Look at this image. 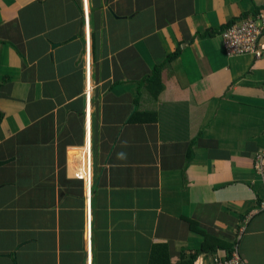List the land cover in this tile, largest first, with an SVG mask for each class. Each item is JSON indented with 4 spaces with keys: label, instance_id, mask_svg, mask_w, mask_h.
<instances>
[{
    "label": "crops",
    "instance_id": "crops-1",
    "mask_svg": "<svg viewBox=\"0 0 264 264\" xmlns=\"http://www.w3.org/2000/svg\"><path fill=\"white\" fill-rule=\"evenodd\" d=\"M259 13L0 0V264H264V54L222 39Z\"/></svg>",
    "mask_w": 264,
    "mask_h": 264
},
{
    "label": "built area",
    "instance_id": "built-area-1",
    "mask_svg": "<svg viewBox=\"0 0 264 264\" xmlns=\"http://www.w3.org/2000/svg\"><path fill=\"white\" fill-rule=\"evenodd\" d=\"M263 34L264 14L262 13L232 23L222 32L226 54L230 57L252 55L256 59L261 58L264 54V43L261 41ZM86 47L88 48V35H86ZM254 167L264 181V150L255 155ZM261 205L264 206V202ZM238 261V258L223 262L216 260L214 264H237Z\"/></svg>",
    "mask_w": 264,
    "mask_h": 264
},
{
    "label": "trees",
    "instance_id": "trees-1",
    "mask_svg": "<svg viewBox=\"0 0 264 264\" xmlns=\"http://www.w3.org/2000/svg\"><path fill=\"white\" fill-rule=\"evenodd\" d=\"M159 68H160V66L157 69L158 71H159ZM157 70H156L155 74L153 73L152 76L149 77L151 81H153V79L156 77V75L158 76ZM204 248L206 250V246L205 245H204ZM194 259H195V256L193 255L190 258L186 259V260H182V262L180 264H192ZM150 264H169V263H168V259L167 258L166 259L162 258L161 251H159V249H156V251L153 253V255L151 257Z\"/></svg>",
    "mask_w": 264,
    "mask_h": 264
},
{
    "label": "clouds",
    "instance_id": "clouds-1",
    "mask_svg": "<svg viewBox=\"0 0 264 264\" xmlns=\"http://www.w3.org/2000/svg\"><path fill=\"white\" fill-rule=\"evenodd\" d=\"M86 11H84V13H85ZM85 15H86V13H85ZM86 21H87V15H86Z\"/></svg>",
    "mask_w": 264,
    "mask_h": 264
}]
</instances>
